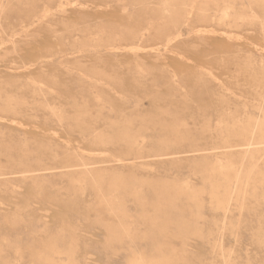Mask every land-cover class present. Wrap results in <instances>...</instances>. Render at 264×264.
Here are the masks:
<instances>
[{
  "label": "rangeland",
  "instance_id": "obj_1",
  "mask_svg": "<svg viewBox=\"0 0 264 264\" xmlns=\"http://www.w3.org/2000/svg\"><path fill=\"white\" fill-rule=\"evenodd\" d=\"M0 264H264V0H0Z\"/></svg>",
  "mask_w": 264,
  "mask_h": 264
}]
</instances>
